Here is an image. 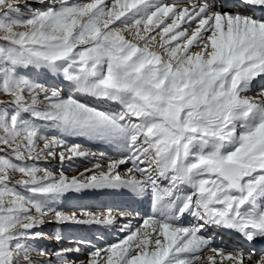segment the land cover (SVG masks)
I'll use <instances>...</instances> for the list:
<instances>
[{"label": "snow or ice", "instance_id": "snow-or-ice-1", "mask_svg": "<svg viewBox=\"0 0 264 264\" xmlns=\"http://www.w3.org/2000/svg\"><path fill=\"white\" fill-rule=\"evenodd\" d=\"M0 264H264V0H0Z\"/></svg>", "mask_w": 264, "mask_h": 264}, {"label": "bare ground", "instance_id": "bare-ground-1", "mask_svg": "<svg viewBox=\"0 0 264 264\" xmlns=\"http://www.w3.org/2000/svg\"><path fill=\"white\" fill-rule=\"evenodd\" d=\"M82 167L83 166H81V170H82ZM106 198H108V196L90 197L86 201H84V203L89 204V205H95L98 203L108 202V200ZM117 199H119V198L116 197L115 200H117ZM116 202H119V200H117ZM109 203H112V202H109ZM137 207H140V205H137ZM133 224H135V221H133ZM47 230H52L51 226H49ZM70 234L76 235L77 232H71V230H70ZM78 236H83V237H86L88 239H92L93 238V232L85 229V230L80 231V234H78ZM117 238L118 237H117V234L115 232H110L109 234L105 235V242L113 243V242H116ZM224 243L230 247H238L240 245V242L238 240H236L235 238L228 236V235L224 236Z\"/></svg>", "mask_w": 264, "mask_h": 264}, {"label": "rangeland", "instance_id": "rangeland-1", "mask_svg": "<svg viewBox=\"0 0 264 264\" xmlns=\"http://www.w3.org/2000/svg\"><path fill=\"white\" fill-rule=\"evenodd\" d=\"M49 231H50V230H49ZM78 234H80V231H78L76 235H78Z\"/></svg>", "mask_w": 264, "mask_h": 264}]
</instances>
